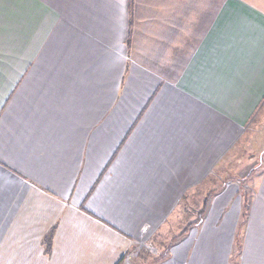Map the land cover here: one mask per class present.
Returning <instances> with one entry per match:
<instances>
[{"label": "crops", "instance_id": "0c3cea01", "mask_svg": "<svg viewBox=\"0 0 264 264\" xmlns=\"http://www.w3.org/2000/svg\"><path fill=\"white\" fill-rule=\"evenodd\" d=\"M263 109L264 0H0V264H264Z\"/></svg>", "mask_w": 264, "mask_h": 264}, {"label": "rangeland", "instance_id": "374dc122", "mask_svg": "<svg viewBox=\"0 0 264 264\" xmlns=\"http://www.w3.org/2000/svg\"><path fill=\"white\" fill-rule=\"evenodd\" d=\"M251 125L249 128V132L247 133L248 139H244V140L241 139L242 155L240 156L238 164H236L238 166V168L241 170V174H239L237 172V169L231 168L232 164L226 163V165H228L230 167L229 169L232 170L230 175H233V177L230 178V180L231 181H235V180L239 181V183L241 184V187H243V189H245L246 191H249L251 189V187L253 186V184L251 182L252 179L248 176L249 172H247L250 170L249 165L251 163V160H250L251 157L248 156V153L250 154V152H249L250 147H249L248 143L252 142V143H255L256 145L261 144L264 147V141H262L261 139H255L254 141H252L253 137L258 136V135H264V130H262V128H264V109L259 110L256 113L255 121H254L253 125L252 126ZM259 151H260V149L257 151V156H259L261 159V154L258 155ZM233 152H235V154H236L237 148H235L233 150ZM257 156L255 154L256 160H258ZM217 174H218V169L215 166L212 168L211 172H209V175L205 178V180H203L201 183L198 184L197 188L191 189L186 193L184 200L180 204L181 209H177L175 212L182 217L180 219H172V217H171L169 219V223L171 222L170 223L171 225L177 224L178 222L181 221L180 226L182 229L183 228L182 224H184V222L187 221V217L189 216L188 212L191 213L190 215H192L193 218H195V215L196 216L198 215V212H197L198 210H195V206L197 205L196 209H198L199 205H200L199 203L204 198V194H203L204 190L202 189V186L207 187L208 190H210V191L211 190L215 191V189L218 187V184H220L221 181L222 182L228 181V178H220L221 180H218V178L216 177ZM223 176H224V174H223ZM246 196L248 198V195H246ZM182 207H184L185 209L182 210ZM177 208H179V207H177ZM184 218H186V219H184ZM178 228L179 227L177 224V229ZM160 235H161V237H160V239H161L162 233H160ZM155 245H157L156 242H151V243H147V245L144 247L146 250H139V248H138L135 252H132L131 254H129V256H127V258H124V260L121 264H149L150 262H153L154 260L158 259V257L154 256L155 248H156ZM149 255L152 256V259L149 258Z\"/></svg>", "mask_w": 264, "mask_h": 264}, {"label": "trees", "instance_id": "16d2710c", "mask_svg": "<svg viewBox=\"0 0 264 264\" xmlns=\"http://www.w3.org/2000/svg\"><path fill=\"white\" fill-rule=\"evenodd\" d=\"M131 4H132V0H129V6H131ZM203 212H204V211H201V214H200L198 220H200L201 215H202ZM50 242H51V236L49 235V236L47 237V239L45 240V245H46V249H47V250H49Z\"/></svg>", "mask_w": 264, "mask_h": 264}]
</instances>
